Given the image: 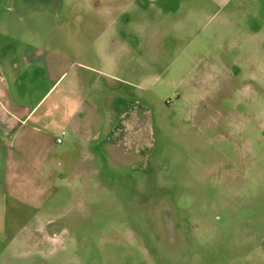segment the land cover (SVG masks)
Returning a JSON list of instances; mask_svg holds the SVG:
<instances>
[{
  "label": "rangeland",
  "instance_id": "obj_1",
  "mask_svg": "<svg viewBox=\"0 0 264 264\" xmlns=\"http://www.w3.org/2000/svg\"><path fill=\"white\" fill-rule=\"evenodd\" d=\"M38 1L0 0V61L62 53L40 111L78 95L96 137L62 132L41 210L14 201L0 151V264H264V0ZM113 109L138 154L107 152Z\"/></svg>",
  "mask_w": 264,
  "mask_h": 264
},
{
  "label": "crops",
  "instance_id": "obj_2",
  "mask_svg": "<svg viewBox=\"0 0 264 264\" xmlns=\"http://www.w3.org/2000/svg\"><path fill=\"white\" fill-rule=\"evenodd\" d=\"M38 2L52 7L51 1ZM21 62H17L14 67L4 58L0 61V151H6V181L14 201L34 210H41L53 200L58 190L55 180L50 177L53 168L64 166L61 156L65 152L62 145L66 140L62 137V142H58L57 138L61 137L62 132L78 136L90 133L92 129L96 131V127L94 122H90V116L79 113L82 109L79 110L78 103L82 101L78 95L74 97L75 101L78 99L75 102L76 111L69 112L68 109V112L63 111L61 117H55L49 107L40 111V103L65 73L54 75V64L69 63L67 57L62 53L34 48L22 54ZM72 63L70 61L69 64ZM23 65L25 69L22 68ZM30 66H44L46 79H49L46 85L43 84L45 91L41 97H33L34 90L40 86L39 82L29 79L27 84L24 83L23 78L33 70ZM107 120L108 126L109 117ZM59 128H62L60 132L55 131ZM99 128L102 131V127ZM100 134L102 133L99 132ZM92 136L96 137L95 132ZM67 145L68 143L65 144ZM109 162L113 166L114 161ZM5 193L7 195V191Z\"/></svg>",
  "mask_w": 264,
  "mask_h": 264
},
{
  "label": "flooded vegetation",
  "instance_id": "obj_3",
  "mask_svg": "<svg viewBox=\"0 0 264 264\" xmlns=\"http://www.w3.org/2000/svg\"><path fill=\"white\" fill-rule=\"evenodd\" d=\"M112 114L109 116V124L104 132V136H106V150L109 151L110 154L115 156V152L118 150L124 153L125 155H131L132 153L138 154L139 148L134 144L128 145L125 136H121L126 133V129L123 121L127 117L128 109H113ZM139 121L137 124H143L146 121L145 117H141L138 113ZM138 124V125H139ZM137 125V126H138ZM121 131V133H120ZM118 151V152H119Z\"/></svg>",
  "mask_w": 264,
  "mask_h": 264
},
{
  "label": "built area",
  "instance_id": "obj_4",
  "mask_svg": "<svg viewBox=\"0 0 264 264\" xmlns=\"http://www.w3.org/2000/svg\"><path fill=\"white\" fill-rule=\"evenodd\" d=\"M57 141H58V142H62V137H58V138H57Z\"/></svg>",
  "mask_w": 264,
  "mask_h": 264
}]
</instances>
